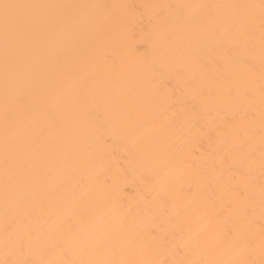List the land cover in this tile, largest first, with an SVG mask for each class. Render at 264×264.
I'll use <instances>...</instances> for the list:
<instances>
[{"label":"bare ground","instance_id":"bare-ground-1","mask_svg":"<svg viewBox=\"0 0 264 264\" xmlns=\"http://www.w3.org/2000/svg\"><path fill=\"white\" fill-rule=\"evenodd\" d=\"M0 262L264 264V0H0Z\"/></svg>","mask_w":264,"mask_h":264},{"label":"snow or ice","instance_id":"snow-or-ice-1","mask_svg":"<svg viewBox=\"0 0 264 264\" xmlns=\"http://www.w3.org/2000/svg\"><path fill=\"white\" fill-rule=\"evenodd\" d=\"M0 7L4 10V24H5V30L7 31L10 24H18L21 22V18L19 16H13L10 14L11 9H17V8H23V7H29L25 5H13V4H2ZM0 264H5V262H0Z\"/></svg>","mask_w":264,"mask_h":264}]
</instances>
